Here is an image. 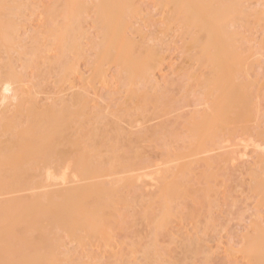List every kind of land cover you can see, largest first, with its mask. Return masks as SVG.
<instances>
[{
  "label": "rangeland",
  "instance_id": "obj_1",
  "mask_svg": "<svg viewBox=\"0 0 264 264\" xmlns=\"http://www.w3.org/2000/svg\"><path fill=\"white\" fill-rule=\"evenodd\" d=\"M221 1L230 5L222 26L239 59L235 83L247 118L234 119L237 104L205 135L192 128L212 109L210 65L194 44L203 39L199 29L184 25L173 4L136 0L126 18L133 54H153L157 67L129 80L115 61H103L101 81L92 78L103 38L93 7L80 14L78 54L61 55L52 31L65 23L62 2L0 0V18L15 26L12 47L0 46V77L17 83L0 118L16 114L23 127L31 113H70L61 147L36 140L63 155L33 164L30 179L56 187L75 177L82 158L113 203L101 212L100 234L54 230L58 264L264 263L245 251L264 230V0ZM45 5L56 9L54 20H39ZM7 138L14 136L0 128Z\"/></svg>",
  "mask_w": 264,
  "mask_h": 264
},
{
  "label": "bare ground",
  "instance_id": "obj_2",
  "mask_svg": "<svg viewBox=\"0 0 264 264\" xmlns=\"http://www.w3.org/2000/svg\"><path fill=\"white\" fill-rule=\"evenodd\" d=\"M57 1L62 2V13L65 15L62 23H65L53 28L52 33L56 40L57 52L62 55L77 48L75 34L80 30V14L91 5L82 0ZM135 1L96 0L92 3L91 7L95 10L103 37L97 45V64L93 68L92 78L106 80L107 75L102 69L103 61H115L129 80L135 74L142 76L157 67V57L147 52L134 55L133 46L126 38V18L135 8ZM159 1L162 5L173 4L174 9L182 16L184 25H193L199 29L203 39H196L194 44L201 51V57L206 64L210 65V76L204 84L208 92L213 94L212 109L204 119L193 126L192 131L195 134L209 135L213 127L219 124L220 121L217 123V120L226 121L227 113L237 104L240 113L238 112L234 119L247 118L242 88L235 83L239 59L222 26L228 18L230 5L219 0V10H216L212 6L213 0ZM55 12L56 9L51 5H45L39 20H54ZM14 32L13 21L0 18L1 47L7 50L12 47ZM76 50L78 54V48ZM67 69L63 68L61 72ZM60 79L65 81L67 77L62 73ZM16 84V80L9 74L0 77V111L5 110L3 105L8 100L17 97ZM42 111L44 112V109ZM69 115L68 112L59 115L52 112L47 116L31 113L23 127L22 123L16 120V114L0 118V128L14 136L0 139V264H58L60 242L54 233L57 228L72 237H78L77 232L80 230L92 235L100 234L101 212L109 204L104 198L107 189L97 182V172L84 166L82 158L76 160L82 168L76 169L74 178L58 183L61 187L56 184V187L53 185L54 187L46 188L49 185L30 179L29 168L33 164L50 165L55 156L63 155L58 152L59 146L56 145V151L53 145L40 144L36 140L40 138L62 144L69 126ZM131 177L133 176H130V179ZM172 184L173 182L170 183ZM171 188L170 186V190ZM28 190L32 193L29 191V194L24 195ZM17 192L20 193L15 195ZM109 206L113 207V203L110 202ZM107 210L108 212L103 211V214H110L109 211H112ZM245 251L249 257H264V230L248 239Z\"/></svg>",
  "mask_w": 264,
  "mask_h": 264
}]
</instances>
